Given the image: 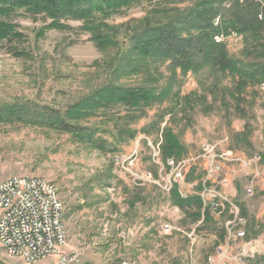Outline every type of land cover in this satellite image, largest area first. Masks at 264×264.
<instances>
[{"label": "rangeland", "instance_id": "rangeland-1", "mask_svg": "<svg viewBox=\"0 0 264 264\" xmlns=\"http://www.w3.org/2000/svg\"><path fill=\"white\" fill-rule=\"evenodd\" d=\"M195 1L141 2L107 22L122 25L126 34L148 11ZM254 1L257 13L264 10V0ZM232 2L222 0L215 17L220 24ZM9 21L21 34L0 40V105L46 106L62 114L109 81L157 89L169 84L166 98L141 109L115 106L73 120L94 132V142L77 140L55 125L0 122V180L42 176L57 187L68 233L64 251L79 253L70 264H208L219 245L227 246L229 264H264V74L241 89L237 78L209 68L185 75L177 71L172 82L167 64L115 76L118 47L97 46L80 21H65V29L48 28L44 14L24 10ZM125 34L119 42L127 46ZM218 34L230 57L264 61L262 50L251 55V37L232 29ZM166 126L182 145L177 156L162 153ZM126 130L135 131L134 136ZM117 156L127 160L119 163ZM172 159L184 163L178 182L166 167ZM147 173L153 179L145 178ZM174 185L182 198L198 195L201 207L175 206L170 199ZM206 207L210 220H204ZM235 217L244 224L232 227ZM236 230L244 235L236 236ZM55 262L50 257L36 264ZM0 264L25 263L0 245Z\"/></svg>", "mask_w": 264, "mask_h": 264}, {"label": "trees", "instance_id": "trees-1", "mask_svg": "<svg viewBox=\"0 0 264 264\" xmlns=\"http://www.w3.org/2000/svg\"><path fill=\"white\" fill-rule=\"evenodd\" d=\"M151 1L156 0H0V40L20 36L21 33L15 30L9 18L18 10H24L30 14H44L49 19L48 28L65 29L68 27L65 21L78 20L97 46L118 47L112 70L115 76L134 75L146 71L153 64H167L171 73L169 80L172 82L176 80L177 71L185 75L209 68L237 78L236 85L241 89L240 86L246 82H257L264 74V61L242 62L232 58L225 44L214 40L221 30L232 29L253 39L255 44L251 55L256 53L257 56L259 50L264 51V41L261 39L264 19H257L259 12L256 1L233 0L230 7L223 10L221 24H213V21L223 8L222 0H197L184 8L166 6L148 11L126 34L125 30L121 32L122 25L107 22L124 8ZM122 33L125 34L127 46L119 42ZM168 85L162 89L145 85L127 87L109 81L62 114L46 106L1 104L0 122L24 120L55 125L62 131L72 133L77 140L94 142V132L89 127L73 122L91 118L97 112L115 106H123L128 110L149 106L170 94ZM125 133L132 137L135 131L126 130ZM162 135L163 155L169 157L181 154L182 145L169 127L163 128ZM170 199L180 209L192 206L199 208L202 205L198 195L180 197L176 185L171 189ZM208 209L206 207L203 213L204 220H210ZM196 216H200L199 211Z\"/></svg>", "mask_w": 264, "mask_h": 264}, {"label": "built area", "instance_id": "built-area-1", "mask_svg": "<svg viewBox=\"0 0 264 264\" xmlns=\"http://www.w3.org/2000/svg\"><path fill=\"white\" fill-rule=\"evenodd\" d=\"M228 5V4H227ZM264 10L260 8L259 16ZM213 23H219V17ZM218 43L223 41V34L214 36ZM154 151L153 157H158ZM119 163H124L121 157H115ZM132 163V160L129 161ZM183 162L176 163L172 159L166 164L171 171V179L178 182L181 179ZM145 178L153 179L150 173ZM170 190L166 184L163 187ZM252 186L246 193H252ZM217 205L214 204L213 207ZM1 210H8V219H1ZM64 212V205L57 187L42 176L13 175L0 180V245H6L8 256H16L25 264H36L41 260L56 257L54 264H70L77 261L79 253L65 252L68 233L65 223H60V215ZM244 224L242 217H235L232 227ZM231 231V230H229ZM236 236H243L244 232L236 230ZM227 246L219 245L215 252L208 256V264H229Z\"/></svg>", "mask_w": 264, "mask_h": 264}, {"label": "bare ground", "instance_id": "bare-ground-1", "mask_svg": "<svg viewBox=\"0 0 264 264\" xmlns=\"http://www.w3.org/2000/svg\"><path fill=\"white\" fill-rule=\"evenodd\" d=\"M1 219H8V210H1ZM60 223H64V212H62L60 215ZM1 246L4 248L6 254L8 255V252L6 250V245H1ZM10 257H16V256H10Z\"/></svg>", "mask_w": 264, "mask_h": 264}]
</instances>
